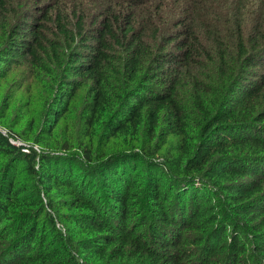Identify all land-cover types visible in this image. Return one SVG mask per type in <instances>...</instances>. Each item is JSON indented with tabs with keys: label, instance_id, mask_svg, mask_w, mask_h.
<instances>
[{
	"label": "trees",
	"instance_id": "trees-1",
	"mask_svg": "<svg viewBox=\"0 0 264 264\" xmlns=\"http://www.w3.org/2000/svg\"><path fill=\"white\" fill-rule=\"evenodd\" d=\"M22 62L52 98L39 153L0 130V264H264V0H0Z\"/></svg>",
	"mask_w": 264,
	"mask_h": 264
},
{
	"label": "rangeland",
	"instance_id": "rangeland-1",
	"mask_svg": "<svg viewBox=\"0 0 264 264\" xmlns=\"http://www.w3.org/2000/svg\"><path fill=\"white\" fill-rule=\"evenodd\" d=\"M51 98L52 96H48L46 91L42 89L41 84L35 80L26 63L13 65L6 77H0V119L5 123L1 122L0 125L3 128L0 127V130L8 136L10 129V132L16 135L10 139L14 145L22 146L24 151L33 148L39 153L43 149L40 145L30 144V142L24 141L23 138H19L20 136L23 137V130L26 131L27 118L25 117L24 121L23 118L25 115L32 116V114H36V120L41 122L42 115L48 109V101ZM84 101L85 99L81 98L79 104ZM75 122L74 119V124ZM62 128L64 129V127ZM63 129L59 131L62 136ZM176 141V139L171 140L169 151L175 147ZM159 157L158 161L162 162L163 157ZM249 221L242 220V223L246 226L245 230L252 223Z\"/></svg>",
	"mask_w": 264,
	"mask_h": 264
},
{
	"label": "built area",
	"instance_id": "built-area-1",
	"mask_svg": "<svg viewBox=\"0 0 264 264\" xmlns=\"http://www.w3.org/2000/svg\"><path fill=\"white\" fill-rule=\"evenodd\" d=\"M26 152H28V150H25Z\"/></svg>",
	"mask_w": 264,
	"mask_h": 264
}]
</instances>
